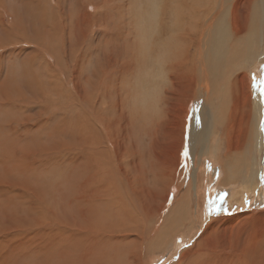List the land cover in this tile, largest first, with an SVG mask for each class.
I'll list each match as a JSON object with an SVG mask.
<instances>
[{"label": "bare ground", "instance_id": "1", "mask_svg": "<svg viewBox=\"0 0 264 264\" xmlns=\"http://www.w3.org/2000/svg\"><path fill=\"white\" fill-rule=\"evenodd\" d=\"M90 1H93V0H90ZM119 1H121V0H119ZM255 1L256 0H192L191 4H189L188 0L187 1L186 0H157V6H159V4L163 5L161 12H160V22H159L160 28L158 31H155V32L151 31V33H150V29H152L154 26L153 20H155L157 18V14L152 15L150 18L146 19L143 22V27H142V31H140V36L143 35L144 38L145 37L148 38L147 41L146 40L143 41L141 43V45H142V47H146V49H147L146 52H149V55H150V53L151 54L153 53V52H151V50L156 49L154 43H156V44L163 43L164 44V48L162 47V52H164L163 57L158 56V58L154 59L156 61V66L157 65L160 66V69H161L160 73H162V74H159V75L157 74V75L159 77H163V79H164V81H160V83L162 85L160 87L162 88L161 90L163 93L162 94L160 93V95H162V99H160V101H159V104H162V106H164V111L166 110L164 112V117L158 116L154 119L152 117V118H150L149 121H147V123H144L143 122L144 119L141 121L142 112H140L141 109L139 106L140 105L139 101H137V99L134 98V100H135L133 102L134 107L132 106V102L130 105H127V102L131 99L130 98L131 95L129 92L125 93V91L127 89L126 87H128V88L132 87L131 82L134 83L135 81H131V77H132V74L134 73L135 69L138 67V65H137V61H138L137 58L138 57L135 56L136 60H134L132 52L129 54L130 50L127 53H125L124 56L119 57L117 59L111 60V58H106L105 61H102L104 64L102 69H101L102 64L100 65V63L96 62L97 63V65H96L95 62L93 61V63H92L93 67L97 66L96 68L98 70H101V71H99V73L101 72V76L99 75L97 78H95L96 81L93 84V85H95V88L97 89L96 91L98 92V94L96 92L95 93V94H97L96 96L95 95L89 96V97L84 96V103L87 104L86 106L90 109L89 110L90 112L88 111L89 113L86 112L85 114L83 112L82 114L84 116L82 118H80L79 122H78L80 128L82 127V125H84V129H82L83 133L81 132L83 134V138L82 137L81 138H82V141H84V143L82 144V147H84V148H85V146L88 147L86 149H87V153L89 155L86 156V154H85L82 157H78V155H77V157L76 158L74 157L73 160L78 161V162H76L74 165L71 164V165H73V166H71V167H73L71 170L69 167L70 173L73 172V174H75V173L81 172L82 181L80 183L77 181L79 183V187L75 191V192H77V194L73 196L74 198L69 197L67 199V206H70L72 204L79 205L81 207L80 215L87 217L89 215L88 212H91V211L88 208L83 209V206L85 204H87L90 201L94 205L95 204L99 205L100 202L97 199H103L104 200L107 198H111V195H109V193H107L108 190H105L104 192H102V190L104 188V184L98 178V177H100L98 175L101 172H104L107 170V173L113 174V175L123 179L125 186L129 190V192H127V191L125 192L127 195L131 194V195L136 197V199L139 203L138 207H140L141 213H139L138 208L136 206H134L135 203H127L125 206H132L131 208L134 210L132 213L136 217L133 220L142 219V217H143L142 215H144L146 217V219H148V221H149L148 227H150V228L154 227L153 230L156 232V234L154 235V238H153L156 241H159L160 239L161 240L164 239L171 232V230L167 231V225L174 227L176 224L181 223L182 219L188 220L187 222L189 224H191V222L194 220V217H193V214L190 210L191 209V205H190L191 202H190V200L187 199L188 194H185V191L186 192L190 191V189H191L190 183H191L192 178H193V177H191L190 171H189L191 169V167L189 166L190 165L189 164L190 159L187 157L185 159V161L182 160L183 154L182 153L180 154V151L182 149L183 141H184L183 140L184 134L181 131L183 128H181V126L179 125V116L180 115L177 113H174V109L171 106L173 104L174 98L179 97V96L182 98V100L184 102L189 103L191 98L189 95L186 96V93L189 92L190 90H193L192 92H194L193 93L194 96L196 95L197 92L199 93V95L205 96V98L208 100L206 105H208L209 108L203 107V108H198V110L197 109L195 110V116L193 117L192 126H191V129L189 132L190 133L189 134V140L190 141L188 142L189 143L188 146L191 149H194L195 147H197V145H200V147H202L203 150L205 149L208 152V154L213 155V159L217 162V165H218L217 166L218 167L217 168V176H219V178L217 177L218 178L217 182L220 186L222 184L223 185H234V183L236 184L237 182L241 183L242 186H245L249 189H250V187L253 186V184L256 181V177H258V172L255 168L256 164H257L256 155H257V153H260L262 151V147L264 144V133H263V130L260 129V123H257L262 119V115H261V113H262V102H261L260 92L257 90L256 87H253V85L251 84L253 87L252 90L254 93L253 97H252L250 90H248L250 88L249 85L247 86V89H246L245 79L247 76V72H239V71H242L243 70L242 68L244 66L246 67L249 63L254 64L255 62H257V60L259 59V57L261 55H262L261 57H264V51H262V49L260 47V43H259V37L263 35L262 28L264 26V0H260V3L258 6H256ZM17 2H19V4H16ZM34 2H35V0H0V9H1L0 10V33L2 34V32H4L10 36L9 39H7V40H3L2 38H0V49H2L4 51H8L11 54H14V52H15V56L17 58L21 54L25 53L26 51L30 57L31 53L34 52L33 50L35 47V48H37L36 51L43 49L44 51L47 52L48 55H50L51 57L52 56L55 57L56 52L55 53L52 52L53 49L50 48L48 45H46L45 42L51 43V42H49V40H51L50 38L53 39V37L55 35H58V38H57L58 46L61 44L60 41H63V46L66 44L65 40L67 42L66 33H67V24H68L67 17L63 16V13L61 15L59 13V10L58 11L56 10V13H53L52 9H50L51 11L48 13L45 12L44 8L47 9V7H46V4L44 2H43L44 3L43 9L37 10L36 12L33 11L35 15H33L32 12L31 13L27 12L29 14H27L25 17H22V15H20V13L18 11H21L23 6H30L31 8L34 7ZM76 2H77V0H76ZM96 3H97V0H96ZM63 5L61 4V2L59 3V7L62 8ZM105 5H107V4H105ZM145 6H147V5H145ZM27 8H28V10L30 9L29 7H27ZM182 9L184 11H182ZM113 12H114V10H113ZM151 13H153V12H151ZM24 14H26V13H24ZM48 14H50L51 17L52 16H57V17H55L52 20L53 22H51V20L48 18ZM104 14H105V12H104ZM121 15H123V16H121L117 20V28L119 30H120L119 26L125 25L126 18H127L124 13H121ZM107 17L109 19L110 16H107ZM147 17H149V16L147 15L145 18H147ZM77 18L78 19L76 21L77 22L80 21V17H77ZM40 20H42L46 23V24H44V27L42 29V34H39V31H36L35 34H32L33 32L28 33V32H30L29 28H26L24 26V22H28L30 25H32L33 21H40ZM72 20L74 22V18H72ZM89 20H90V15H88L87 18L84 19V21L86 23ZM168 21H170V24L167 23ZM146 22H147V24L149 23L148 24L150 26L149 28L145 25ZM112 24H113V22H112ZM80 26H81V24H80ZM117 28L115 27L113 29L117 30ZM146 28H148L149 31H144V29H146ZM156 28H157V26L154 27V29H156ZM79 31H80V29H79ZM88 31L91 33V30L89 28H88ZM88 31L87 30L83 31V37L79 36V38L80 37L83 38V43L85 44V46L83 48L85 50L84 51L85 55H83V58L86 56L88 58V60L91 61L92 54H93L92 53L93 47L90 45L89 38L87 39ZM130 32L131 31H129V34H130ZM115 33H113V34L115 35ZM124 33H125V31H124ZM141 33H142V35H141ZM260 33L262 35H260ZM79 34H81V31ZM85 36H87V37H85ZM116 36L117 35H115V37ZM118 36L124 42L126 41V38L121 37L122 36L121 33L120 34L118 33ZM73 37H76V36H73ZM112 39L114 42L115 38L113 36L110 38V40H112ZM75 40H76V38H75ZM160 41H162V42H160ZM25 42H31V43H25ZM78 42H76V43L78 44ZM22 44H26L27 46L25 45V47L24 46L21 47ZM37 44H40L42 47L37 45ZM131 46H133V45L131 44ZM115 47H116V45H115ZM54 49H55V47H54ZM126 49L128 50L129 48H126ZM158 50H161V49L158 48ZM59 51H61V50H59ZM81 51H80V54H81ZM37 54H38V52H37ZM98 54H100L99 57H101V55L103 57V53L102 54L98 53ZM141 54H142V52H141ZM168 55L170 56L171 61L168 60ZM21 56H24V55H21ZM32 57L34 58V56H32ZM54 57H52V58H54ZM65 57H66V55H65ZM5 58H6V55L4 53H0V71H1L2 60ZM75 58H77V56ZM17 59L19 60L20 58H17ZM21 59H23V58H21ZM79 59H80V57H79ZM56 60H57L56 58L52 59L53 63L54 62L56 63ZM24 61H25V59H24ZM258 61H260V60H258ZM28 62L30 63L29 59H28ZM37 62H38V60H37ZM77 62H78V60H77ZM84 62H85V60H84ZM18 64H20V63H18ZM25 64H26V62H25ZM84 64H86V63H84ZM87 64H90V62H87ZM23 65L24 64H22V66ZM79 65H81V64H79ZM26 66H28V65H26ZM64 67H65V65H64ZM73 67H74V65H73ZM105 67H107V68H105ZM153 67H152V70L155 69V67L154 68ZM23 68H25V66H23ZM58 68H60V67H58ZM28 69L31 70L29 67H28ZM37 69H38V67H37ZM39 69H40V67H39ZM65 69H66V67H65ZM65 69H63V70H65ZM70 69H71V67H70ZM252 70H254V69H252ZM45 71H47V70H45ZM60 71H62V70L60 69ZM76 71H77V69L75 70V72ZM79 71L80 70H78V72ZM51 72H52V70H51ZM89 72H91V71H89ZM92 73L93 74L86 73L85 77H83V78H85L88 81L89 80V79H87L88 76H92V75L96 74V72H94V71H92ZM148 73H150V72H148ZM114 74L116 76H118L119 78L115 79ZM154 74H156L155 70H154ZM43 75H44V77H46L44 73H43ZM79 75H80V73H79ZM108 75H110V76H108ZM111 75H112V78H110ZM143 75H144V73H143ZM24 77H26V76H24ZM149 77H150V74H149ZM48 78H50V76ZM55 78H57V77H55ZM125 78H126V81H125ZM7 79L9 81L11 80V73L8 74ZM108 79L114 80V82L109 83L110 85H108V84L105 85V92L115 89L116 94H115L114 99L110 98L109 95H112V94H109L110 91L108 92V94L106 96H100V94L103 95L102 90H101V81H103V80L108 81ZM165 80H166V82H165ZM248 80L246 82H248ZM19 81H22V80H19ZM1 82H2V77L0 76V83ZM17 82H18V80H17ZM17 82L10 84L11 86L6 88L5 90H3L4 87L0 85L1 86V89H0V108L1 109L5 108V110H3V112L6 113V116H4L5 118H3V117L0 118V120H2V125L0 124V137H5V138H0V213L2 215H6L5 214L6 211L7 212L9 211L10 213L12 211V209L9 208L12 205H9V204L6 205L4 203L5 201L8 202L7 199L9 198L11 193L14 194L13 196L16 195V196L24 197V196H28V195H26V190L28 193L32 192L34 194V196H30V197L28 196L29 198L28 197L27 198H28V202L31 203V206L34 208V210H36V207L39 206V204L37 202H39L41 205H43L46 203L47 200H51L53 198V197L51 199L49 198L51 191L47 192V191H45V189L40 191V193H38L39 192L38 191L37 194L39 196H37L36 189L33 186L30 185L29 187H31V189H26L28 184H26V186L22 187L23 185L22 186L20 185L21 181H20V183L17 181L19 178V174L17 176L16 171L21 172L23 170V165H24V163L22 164L23 158L21 156V149L23 150V148L19 147V145L21 143L19 142L18 139H20V138L17 139V136H16V135H20V133H22L21 132L22 130L21 131L18 130L17 123L18 122L20 123V120L22 121L23 120L22 118H24V117H20V114H21L20 111H21V108L23 106L21 104L24 103L28 99V98H26V95L21 96L22 94H19V89H14V87L18 84ZM36 83H38V82H36ZM120 83H121L122 87H124L123 91L120 90L121 85H120V88L118 87ZM146 83L148 84V82H146ZM43 84H40V85H43ZM47 84L50 85L49 82ZM59 84L61 85L62 83H59ZM34 85L36 87V84H34ZM45 85H46V83H45ZM89 85H86V87H88ZM46 86L44 87V85H43L42 86L43 89L46 88ZM51 86H53V85H51ZM57 86H58V84H57ZM29 87H30V85H29ZM42 87H41V89H42ZM54 87H56V86H54ZM86 87L84 89L85 91H86ZM21 88H22V86H21ZM25 88H22V89H25ZM47 88H46V92H48V89H49V88L48 89ZM81 88H82L81 91H83V87H81ZM90 88L91 87H89V89ZM30 89H32V88L30 87ZM132 89L133 88H131L130 90H132ZM147 89H148V87H147ZM34 90H29V91L33 92ZM49 90L52 91V90H54V88L52 87V89H49ZM36 91H38L37 87H36ZM39 91H41V90H39ZM57 91L58 90H55V92H57ZM177 91L180 93L179 96H176ZM89 92H90V90H89ZM155 92H158V90ZM152 93H154V92H152ZM82 94L85 95V93H83V92H82ZM40 95H42V93ZM33 98H35V99H37V101H39L38 98H36V96ZM97 101H100V102L105 101L106 102L105 110H103L100 107L103 110V111L101 110L102 111L101 113L98 112V110L100 108L97 107V105H98ZM177 104H180V103H177ZM228 104L230 106H228ZM32 106H29V107L32 108ZM154 106H157V105H154ZM25 107H23V110L28 109L27 108L28 106L26 108ZM226 107H228V108H226ZM239 107H243L244 111H242L240 113L238 110H236V108H239ZM174 108H175V106H174ZM179 109H176V110H179ZM32 110H34V109L32 108ZM26 111H28V110H26ZM78 111H80V109ZM30 114L33 115V113H30ZM252 114H253V116H252ZM157 115H160V112ZM147 117L148 116H146L145 118H147ZM149 117H148V119H149ZM181 118L183 119V116H181ZM31 119H33V118H31ZM34 119H35V117H34ZM27 120H28V118H27ZM27 120L25 122L29 121V120L28 121ZM57 120H58V118H57ZM74 120L72 119L73 122H74ZM252 120H253V125L251 123ZM52 121H54V120H52ZM62 121H64V120H62ZM70 121H71V119H70ZM122 121L125 124H128L129 126L126 129L124 136L123 137L119 136V138L117 139L118 134L114 135V130H115L116 125ZM136 121L139 122L138 123V131L136 133H133L131 127ZM73 122H72V124H73ZM75 123H77V121ZM14 125H15V127H14ZM90 126H91V129H90ZM38 127H40V126H38ZM24 128L26 129V127H24ZM72 128L73 127H71V129ZM46 129L48 130V128H46ZM104 129L109 130V140L114 141V142L112 143V145L110 144V146L112 147L111 148L112 150L106 148L104 150L103 154L100 155L99 152L101 149H98L95 151L96 147H93V143L97 139L98 140L97 146H101L102 143L107 141V139L105 138L106 134L104 132ZM74 130H75V127H74ZM78 132L79 131H76L77 138H79ZM7 133H12L13 136L11 137V139L9 138V136H7ZM25 133H26V131H25ZM100 133H103L102 138L100 137ZM250 133H251V135H250ZM26 134L24 136H26ZM208 135H210L209 141H208V143L206 142V144H204V141H207ZM22 136H23V134H22ZM141 136H145L144 138H146V140L148 142V144L146 145V146H148L147 149H145L146 146L139 145V143L136 140L138 137H141ZM26 137H28V135ZM125 138H128L126 143L124 142ZM28 140H30L29 137H28ZM30 141H32V140H30ZM79 141H80V139H79ZM119 141H121V142L118 145ZM248 141H249V146L247 147L246 154H245L246 157L244 158L242 155V152H243V148H244L245 144H247ZM123 142H124L123 149H124V145H125V151L123 152V149H122V152H121L123 154V156L130 149H131V152L133 154L132 159L129 163V167L126 166L121 161V159H119V158L115 162L117 164V162L119 160L120 165H117L118 166L117 169H116V166H112V167L101 166L100 161H102V158H103L104 162H106V163L112 162V160H110V156L112 154L115 155L114 153H116L115 149L117 151V145H118V148H120V145ZM27 144H29V143H27ZM74 148H75V146H74ZM51 150H52V148L49 149L46 146L44 149L40 150L39 153H40V155L43 154V156H44V155L50 154ZM139 150L142 151L143 153H140ZM73 151H75V150H73ZM79 154H81V153H79ZM72 155H74V154H72ZM99 157H101V160L99 159ZM118 157H121V155H119ZM246 158H247V161L245 160ZM59 159H61V158H59ZM191 159H192V163H196L197 159H196L195 155L192 154ZM61 160H59V161H61ZM95 160H100V161L97 162ZM127 161H128V159H127ZM186 161H188V163H186ZM39 163H38V165H39ZM41 164H43V163L41 162ZM68 165H70V164H68ZM106 165H108V164H106ZM32 168H30V169H32ZM36 170H37V168H36ZM38 170H39V168H38ZM33 171H34V169H33ZM85 171H87V173H89L88 175H86L87 179L85 176V173H86ZM114 171H117V172H114ZM195 171H197V169L194 166V172ZM23 172H25V171H23ZM23 172H22V174H23ZM28 174H29V172H28ZM31 174H33V173H31ZM64 175L65 174H63L62 176L64 177ZM101 175H102V173H101ZM193 175H195V174H193ZM46 176H48V175L46 174ZM75 176L76 175H73L74 178H75ZM25 178L27 179L26 176H25ZM43 178L45 179V177H43ZM48 178H50V177H48ZM69 178L70 177H68V179ZM71 179H72V177H71ZM79 179H81V178H79ZM30 181H32V180H30ZM73 181H74V179H73ZM26 182L28 183V181H26ZM50 182H52V181L50 180ZM50 182L47 183V184H49V186H50ZM96 182H99L101 184V186L99 188H97L95 191H89L90 185H92V187H93V185L96 186ZM70 183H68V184H70ZM73 183H75V181ZM52 186L54 187L53 184H52ZM112 186H114V185L112 184ZM72 187H74V186H72ZM87 187H88V189H87ZM67 188H68V186H67ZM119 188H122V186ZM93 189H94V187H93ZM167 189H174L175 197L172 200L169 199V201L166 202V204H167L168 202L171 201L172 203L174 202V204L170 207V209L168 210V212L164 216V214H163L165 212L164 211V205H165V201L167 200V193H169V191H167ZM48 190H50V189H48ZM55 190H57V189H55ZM90 194L94 198H92L90 196ZM14 199H13V201H14ZM22 199L23 198L18 199V197H17V200H15L12 204L14 206L16 205L17 207L20 205L23 206V203L21 204ZM57 201H59V200H57ZM129 201H130V199H129ZM23 202H24V200H23ZM112 205H113L112 208H114L115 210L121 207L117 203L116 204L114 203ZM28 206H29V204L27 205V207ZM31 206H30V208H31ZM17 207H16V209H17ZM11 208H13V206ZM23 208H24V206H23ZM124 208L129 209L130 207H124ZM16 209L15 210L13 209L14 214L15 213L17 214ZM24 209H23V211L26 213V211ZM50 210H51V208H50ZM50 210H49V213H50ZM84 210H85V212H84ZM32 211L33 210L31 209L30 213ZM24 212H22V213H24ZM16 214H15V216H16ZM122 214H123L122 212L119 213V215H122ZM244 214L247 217L248 213H244ZM244 214H241V215L244 216ZM241 215H236L235 217H229L227 219V221L224 223V225H222V226H213L212 224L210 226H207L204 229V233L202 235L201 241L200 240H199V242L196 241L197 242L196 246L193 245V247L186 249L182 253L180 262L178 264H203L204 260L206 261V264H209L210 261H212L215 264L221 257L222 258L218 264H253V262H251V260L249 258L250 253L254 254L257 257V259H258L257 261L259 264H264V212H260V214L258 212L255 213L254 214L255 217H253L254 218L253 220L254 221L257 220V221L253 222L251 224H245L246 222L242 223V220L244 222L246 220V218H243V216H241ZM22 216H24V215H22ZM28 217H29V215H28ZM34 217H35V215H34ZM73 217H75V216L73 215ZM24 218H26V215ZM24 218H20L24 222L23 223L22 221H20V223H22V225H20L18 222H16L19 224L16 228L23 232V235H21V237L19 238V243H20V245L27 247L26 252L22 251L21 253L19 252L18 254H15L16 255L15 257L18 258L19 264H26L27 262L26 261L23 262V259H25V257L27 258V256H29V254H30L28 252L29 251L28 246L30 245V243L32 244V242L26 240L25 237H30L31 239H33V236H31L29 233L28 234L30 236H28L26 234V232H28V228H33V226H32V224L30 225V224L26 223L27 218L26 219H24ZM125 218L127 220L131 219L129 217V213L126 214ZM4 219H5V217H4ZM10 219H11V216H8V219L6 218L7 226L0 231V234H7V235L11 234V232L13 231V229H12L13 227L9 226V224H8ZM11 220L13 221V219H11ZM29 220L34 222L31 218ZM15 221H17V219ZM18 221H19V219H18ZM73 221L75 222L76 219H73ZM213 221H215V219H213ZM132 226H133L132 229L127 230V235H126L127 237L122 236V230H117V231H114L111 233L112 235L117 234L118 235L117 238L118 237H121V238L125 237L129 241H131V243L128 244L130 247V251L123 248V250H125V251H121V252H125V253H123L122 255H119V256H113V255H111L110 252L104 253V255H102L101 257L104 256L106 259H103L101 261V258L98 257L97 253L92 249V247L90 245H88L89 242L86 240L85 242H87V245H83L84 249L82 250V254H81L82 255V259H80L81 264H143L144 260L146 259L145 257L147 256V252L145 253V251H144L143 241H144V239L148 238V236H150V235L148 233H146L147 231L146 232L144 231L145 224L142 223V225H138L137 222H135L134 225H132ZM41 231H42V229H41ZM131 231H133V232H131ZM213 231H214V236H215L214 241L209 240V238H208V236ZM82 232H81V234H83ZM151 233H153V232H151ZM42 236L45 237L46 235H42ZM226 237L234 238V242H233L234 245H233V243H230L231 245H233V246H230V248H229L231 250V252H228L229 249H228V247H226V245H227L225 243ZM117 238H115V239H117ZM12 240H13V238H12ZM36 240H34V242H36ZM219 240H220V242H219ZM149 242H150V240H149ZM229 242H231V241H229ZM4 243H8V241L5 239H2L0 241V245H2ZM150 243H152V242H150ZM153 243H155V242H153ZM212 243L215 247H213ZM38 244L40 247V242H38ZM147 245H148V243H147ZM8 246L11 248H4V250L2 251L4 256H6L7 253H10L11 250L16 249V247H13L12 244H8ZM201 246H204L205 249L208 250V251H206V254H204L202 252L204 250V248H201ZM67 247L74 248V247H76V245L72 242V244H70ZM207 247H211V249H207ZM69 248H67L68 253H69ZM44 249H46L45 250V252H46L47 249L49 250V247L45 246ZM201 249H203L201 251V253H203L205 255L204 260H203V257H199V256H203V254L198 253ZM215 249L218 250V253L216 254V256L211 253L212 255L215 256V257L213 256L214 257L213 258L212 255L210 254V250L215 251ZM37 250H38V247H37ZM72 252H75V251L73 250V251H71V253ZM226 252H228V254ZM0 253H1V250H0ZM134 254H135L136 258L131 259V257ZM70 257H71V254L69 257H67V264L69 263ZM212 259H215V260H212ZM40 260H39V262H40ZM18 261L15 258H13L11 261H7V262L5 261V262H6V264H12V263L18 264ZM5 262H4V264H5ZM0 263L3 264L2 261ZM72 264H73V262H72Z\"/></svg>", "mask_w": 264, "mask_h": 264}, {"label": "rangeland", "instance_id": "2", "mask_svg": "<svg viewBox=\"0 0 264 264\" xmlns=\"http://www.w3.org/2000/svg\"><path fill=\"white\" fill-rule=\"evenodd\" d=\"M41 1L35 0L34 7L31 8L30 6H23V8L21 9L22 12L21 11H18V12L20 13V15H22V17H25L27 14H29L31 12L33 13V15H35L34 12H36L37 10L43 9L44 3L46 4V7H47V9L44 8V10L47 13L51 11L50 9H52L53 13H56V10L57 11L59 10V13L61 15L63 13V16L67 17V22H68V24H67V33L68 34L66 33L67 42L65 40L66 44L63 46V41H60L61 44L58 46V42H57L58 35H55L53 37V39L50 38L51 40H49V42H51V43L45 42L46 45H48L50 48L53 49L52 52H54V53L56 52L55 57L52 56V57L57 59L56 63L55 62L53 63L52 59H54V58H52L50 55H48L47 52L44 51L43 49H41L42 51L41 50L36 51L37 48L34 47V50H33L34 52L31 53L30 57L26 51L25 53L21 54V55H24L25 57L21 56V55L19 57H17V58H20L19 60L16 58L15 52H14V54H11L8 51H4V50L0 49V53H4L6 55V58L2 60V64H1V71H0L1 75L0 76L2 77V82L0 83V85L3 86L4 87L3 90H5L9 86H11L10 84L17 82V80H18L17 83L19 85L17 84L15 86L16 88L14 87V89H19V94H22L21 96L26 95V98H28L24 103L21 104L23 106H22L21 111H20L21 114L19 113L20 117H24V118H22L23 119L22 121L20 120V123L19 122L17 123L18 130L19 131L22 130L21 131L22 133H20V135L15 134L17 136V139L20 138V139H18L19 142L21 143L19 145V147L23 148V150L21 149V156L23 158L22 164L24 163L23 170L21 172L16 171L17 176L19 174V178L17 181L19 183L21 181L20 185L21 186L23 185L22 187H24V186H26V184H28L26 189H31V187H29L30 185L33 186L36 189V194L38 191H39L38 193H40V191H42L44 189L47 192L51 191L49 198L50 199L52 197L53 198L51 200H47L46 203L43 205H41L39 202H37L39 204V206H37L36 210H34V208L31 206V203L28 202V198L30 196H34V194L32 192L28 193L26 190V195H28L29 197L28 196L21 197V196H16V195H15L16 196L15 197V196H13L14 195L13 193L10 194L9 198L7 199L8 202L5 201L4 203L6 205L7 204L12 205L13 208H11L12 206L9 207L10 209H12V211H11V213L9 211L8 212L6 211V213H5L6 215H2L0 213L2 215V216L0 215V231L7 226L6 218L8 219V216H11V219H13V221L11 219L9 220L10 223L8 222L9 226L13 227L12 228L13 231L11 232V234H8V235L7 234H0V241L2 239H5L8 241V243H4V244L0 245V250H1L0 262L2 261V263L4 264L5 261L6 262L11 261L13 258H15L18 261V258L15 257L16 256L15 254H18L19 252L21 253L22 251H24V252L27 251V247L20 245V243H19V238L21 237V235H23V232L16 228L19 224L22 225V223H20V221H22L20 218H24L25 215L27 218V219L24 218V219H26V223H28L30 225L32 224V226H33V228H28V232H26V234L28 236H30V235L33 236V239H31L30 237H25L26 240L32 242V244L30 243V245L28 246V250H29L28 252L30 253L29 256H27V258L25 257V259H23V262L26 261L28 264L30 262H31L30 264H33V263L34 264H46V263L47 264H67V257H69L70 254H71V257L69 259L68 264H72V262H73V264H81V262H80V259H82L81 254H82V250L84 249L83 245H87V242H85L86 240L89 242L88 245H90L92 247V249L97 253L98 257L101 258V261L103 259H106L104 256L103 257H101V256L107 252H110L111 255H113V256L122 255L123 253H125V252H121V251H125V250H123V248L130 251V247L128 244L131 243V241H129L125 237H127L126 236L127 230L132 229L133 228L132 225H134L135 222H137L138 225H142V223L145 224L144 231L145 232L147 231L146 233H148L150 235V236H148V238L144 239V241H143L144 251H145V253L147 252V256L145 257L146 259L144 260L143 264H178L180 262L182 253L186 249L193 247V245L196 246V243H197L196 241H198V242H199V240L201 241L202 235L204 233V229L207 226H210L211 224L213 226H222V225H224V223L227 221V219L229 217H235L236 215H241L244 213H248V214H247V217L245 216V214H244V216L241 215V216H243V218H246V220L244 222L242 220V223L246 222L245 224H251L253 222H256L257 220H255V221L253 220L254 219L253 217H255L254 214L257 212L259 214H260V212H264V144L262 147V151L260 153H257V155H256L257 164H256L255 168L258 172V177H256V181L253 184V186L250 187V189L245 187V186H242V184L239 182H237L236 184L234 183V185H223L222 184L220 186L217 182V180L219 178V176H217V168H218L217 166L218 165H217V162L213 159V155L208 154V152L205 149L203 150L202 147H200V145H197V147H195L194 149H191L188 146L189 145L188 142L190 141L189 140V134H190L189 132H190V129L192 126L193 117L195 116V110L196 109L198 110V108H203V107L209 108L208 105H206L208 100L205 98V96L199 95L198 92L194 96V94H193L194 92H192L193 90H190L189 92L186 93V96L189 95L191 98L189 103L184 102L182 100V98L179 96L180 93L177 91L176 96H179V97H175L176 99L174 98L173 104L171 105L172 108L174 109V113H177L180 115L179 116V125L181 126V128H183L181 131L184 134L183 135L184 141H183L182 149L180 151V154L181 153L183 154L182 160L185 161V159L187 157L190 159L189 160L190 161L189 166L191 167V169L189 171H190L191 177H193V178H192V181L190 183L191 189L189 192L185 191V194H188L187 199L190 200V202H191L190 203V205H191L190 210H191L193 217H194V220L191 222V224H189L187 222L188 220L182 219L181 223L176 224L174 227L167 225V231L171 230V232L164 239H162V240L160 239L159 241H156L155 239H153L156 232L153 230L154 227L153 228L148 227V225H149L148 219H146V217L144 215H142L143 216L142 219L133 220L136 217L132 213L134 211L131 208L132 206H125L127 203H135L134 206H136L138 208V212L141 213L140 207H138L139 203H138L136 197L131 195V194L127 195L125 192L126 191L129 192V190L125 186L123 179H121L120 177H117L113 174L107 173V170L104 172H101L102 175L100 173L98 175L100 177H98V178L104 184V188H103L102 192H104L105 190H108L107 193H109V195H111V198H107L104 200L96 198L100 202L99 205L98 204L94 205L90 201L87 204H85L83 206V209L88 208L91 211V212H88L89 215L87 217L80 215L81 207L79 205L72 204L70 206H67V199L69 197L74 198L73 196L77 194V192H75V191L79 187V183L82 181L81 172L75 173V174H73V172L70 173V170L73 168L71 166H73L76 162H78V161H75L73 159H74V157L76 158L77 155H78V157H82L85 154H86V156L89 155L87 153V149H86L88 147L87 146H85V148L82 147V144L84 143V141H82V138H83L82 129H84V125H82V127L80 128L78 122H79V119L84 116L82 114L83 112H84V114L86 112L87 113L90 112L89 111L90 109L86 106L87 104L84 103V96L89 97V96H94V95L96 96L98 94V92L96 91L97 89L95 88V85H93V84L96 81L95 78H97L99 75L101 76V72L99 73V71H101V70H98L96 68L97 66L93 67V65H92L93 61L95 62L96 65H97V63H100V65L102 64L101 65V69H102V67L104 66L102 61H105L106 58H111V60L112 59L114 60V59H117L119 57L124 56V54L130 50L129 54L132 52L134 60H136L135 56L138 57L137 58L138 59V61H137L138 67L135 69V71L131 77V81H135L134 83L131 82L132 87H130V88L126 87L127 89H126L125 93L129 92L131 95L130 96L131 99L127 102V105H130L132 102V106L134 107V103H133L135 101L134 98H136L137 101H139L140 105L139 104L138 105L140 106V109H141L140 112H142L141 121L144 119L145 120V121L143 120L144 123H147V121H149L150 118H152V117H153V119L158 117V116L164 117V112L166 110L164 111V106H162V104H159L160 99H162V95H160V93L161 94L163 93L161 90L162 88L160 87V86H162L160 81H164V79H163V77L158 76L159 74H162V73H160V71H161L160 66L159 65L156 66V61L154 60V59L158 58V56L163 57L164 52H162V47L164 48V44L163 43H159V44L154 43L156 49H153L154 51L151 50V52H153V53L152 54L150 53V55H151L150 56L149 52H146L147 51L146 47H142V45H141V43L145 40L147 41L148 38H146V37L144 38L142 33H141L142 36H140V31H142L143 22L146 19L150 18L152 15L157 14V18L155 20H153L154 26L152 29H150V33H151V31L155 32V31L159 30V28H160L159 27L160 12H161L163 5L159 4V6H157V0H155V1L154 0H121V1H119V0H97V3H96V0H93V1L77 0L78 3L76 2V0H41ZM191 1L192 0H188V3L191 4ZM58 2L59 3L61 2L62 5L64 4L62 6V8L59 7ZM259 3H260V0L255 1L256 6H258ZM16 4H19V2H17ZM105 4H107V5H105ZM145 5H147V6H145ZM27 7H29L30 9L28 10ZM113 10H114V12H113ZM182 11H184V10L182 9ZM27 12H29V13H27ZM104 12H105V14H104ZM151 12H153V13H151ZM24 13H26V14H24ZM121 13H124L127 18H126L125 25L119 26L120 27V30H119L117 28V20L121 16H123V15H121ZM88 15H90V20L86 23L84 21V19H86ZM147 15L149 17L145 18ZM49 16H50V14H48V18L51 20V22H53L52 20L55 17H57V16H52V17L51 16L49 17ZM107 16H110L109 19ZM77 17H80V21H78L79 23L76 21L78 19ZM72 18H74V22H73ZM112 22H113V24H112ZM167 23L170 24V21H168ZM44 24H46V23L42 20L33 21L32 25H30L28 22H24V26L26 28H29L30 32H28V33L33 32L32 34H35L36 31H39V34H42V29L44 27ZM80 24H81V26H80ZM148 24H147V22L145 23V25L149 28L150 26ZM155 26H157L156 29H154ZM115 27L117 28V30L113 29ZM88 28L91 30V33L88 31ZM148 28L144 29V31H149ZM79 29L81 31V34H79L80 33ZM85 30L88 31V35H87L88 37L87 36H85V37H87V39L89 38L90 45L93 47V50H92L93 54H92L91 61H89L86 56L83 58V55H85L84 54L85 50L83 49L85 44L83 43V38H81V37H83V31H85ZM124 31H125V33H124ZM129 31H131L130 34H129ZM262 32H263V35L260 33V35H262V36L259 37V43H260V47H261L262 51H264V26L262 28ZM113 33H115V35H117V36L115 37V35ZM118 33L119 34L121 33L122 38H126L125 42L121 38H119ZM73 36H76V37H73ZM79 36H81V37L79 38ZM112 36L115 38L114 42H113V39L110 40V38ZM9 37L10 36L7 33H4V32H2V34L0 33V38H2L3 40L9 39ZM75 38L77 41L75 40ZM75 41L76 42L79 41L78 44ZM160 42H162V41H160ZM25 43H31V42H25ZM130 43L133 46H131ZM25 45L26 44H22L21 47H23V46L25 47ZM37 45L41 46L40 44H37ZM115 45H116V47H115ZM54 47H55V49H54ZM157 47L161 50H158ZM126 48H129V49L127 50ZM59 50H61V51H59ZM80 51H81V54H80ZM37 52H38V54H37ZM141 52H142V54H141ZM98 53H101V54L103 53V57H102V55H101V57H99L100 54H98ZM65 55H66V57H65ZM32 56H34V58ZM76 56H77V58H75ZM261 56L258 59L260 61L257 60V62H255L254 64L249 63L246 67L244 66L242 68L243 69L242 71H239V72H247L248 77L246 76V79L247 80L249 79L248 80L249 83L246 82L247 80L245 79V85H246V89H247L248 85L250 86V88L248 90H250L252 97L254 96V93L252 90V88L254 87V86L252 87L253 76H255L257 80H259L262 77V75H264V57H261ZM79 57H80V59H79ZM21 58H23V59H21ZM24 59H25V61H24ZM28 59L30 60V63L28 62ZM37 60H38V62H37ZM77 60H78V62H77ZM84 60H85V62H84ZM168 60L171 61L169 55H168ZM17 62L20 63L21 65L18 64ZM25 62H26V64H25ZM87 62H90V64H87ZM84 63H86V64H84ZM22 64H24L23 66H25V68H23ZM79 64H81V65H79ZM26 65H28V66H26ZM64 65H65L66 69H65ZM73 65H74V67H73ZM153 66L155 67V69L152 70ZM28 67L31 70H29ZM37 67H38V69L40 67V69L38 70ZM58 67H60V68H58ZM70 67H71V69H70ZM62 68L65 70H63ZM105 68H107V67H105ZM44 69L47 71H45ZM60 69L63 72L60 71ZM76 69H77V71L75 72ZM252 69H254V70H252ZM51 70H52V72H51ZM78 70H80V71L78 72ZM154 70L156 71V74H154ZM89 71H91V72H89ZM92 71L96 72V74H94L92 76H88L87 77V79H89L88 81L85 78H83V77H85L86 73L93 74ZM148 72H150V73H148ZM9 73H11V80L10 81L7 79V76ZM43 73L45 74L46 77H44ZM79 73H80V75H79ZM143 73H144V75H143ZM149 74H150V77H149ZM24 76H26V77H24ZM49 76H50V78H48ZM108 76H110V75H108ZM55 77H57V78H55ZM114 77H115V79L119 78L115 74H114ZM110 78H112V75ZM159 78L160 79L162 78V79L160 80ZM19 80H22V81H19ZM125 81H126V78H125ZM36 82H38V83H36ZM48 82L50 83V85L47 84ZM111 82H114V80L108 79V81L107 80L101 81V90H102L103 95L100 94V96H106L108 94V92L110 90L105 92V85L106 84L110 85L109 83H111ZM146 82H148V84ZM165 82H166V80H165ZM45 83L47 86L45 85ZM59 83H62V84L60 85ZM34 84H36L38 91H36V87ZM40 84H43L44 87L46 86V88L48 87L49 89H52V87H53L54 90L51 91L47 88L48 92H46V88L43 89V87H42L43 85H40ZM57 84H58V86H57ZM85 84L86 85L90 84V85L88 87H86ZM29 85L32 89H30ZM51 85H53V86H51ZM120 85H121V83L119 84V86L118 85L117 86L120 88ZM1 86H0V89H1ZM21 86H22V88H25V87L26 88L22 89ZM54 86H56V87H54ZM84 86L86 87V91L84 90L85 89ZM41 87H42V89H41ZM81 87H83V91H81L82 90ZM89 87H91V88L93 87V88L89 89ZM147 87H148V89H147ZM131 88H133V89L130 90ZM123 89H124V87H122V85H121L120 90L123 91ZM29 90H34V91L31 92ZM39 90H41V91H39ZM55 90H58V91L55 92ZM89 90H90V92H89ZM157 90H158V92H155ZM82 92L85 93V95L82 94ZM96 92H97V94H95ZM152 92H154V93H152ZM41 93H42V95H40ZM109 94H112L113 96L112 95H109V96L111 99H114L115 94H116V90L115 89L111 90L109 92ZM35 96H36V98H38L39 101H37V99L33 98ZM260 97H261V102H262V113H261L262 119L257 123H260V129L263 130V133H264V96H262L260 93ZM97 102H98L97 107L98 108L101 107L103 110H105L106 102L105 101H103V102L97 101ZM177 103H180V104H177ZM154 105H157V106H154ZM25 106L26 107L28 106L27 107L28 109L23 110V107H25ZM29 106H32V108L34 110H32V108ZM174 106H175V108H174ZM228 106H230V105L228 104ZM101 108L98 110L99 113H101L103 111ZM226 108H228V107H226ZM79 109H80V111H78ZM176 109H179V110H176ZM3 110H5V108L4 109L0 108V118H2V117L5 118L4 116H6V113H4ZM26 110H28V111H26ZM236 110H238L241 113L242 111H244V108L239 107V108H236ZM157 112L158 113L160 112V115H157L158 114ZM30 113H33V115ZM145 115L148 117L150 116L149 119H148V117L145 118L146 117ZM181 116H183L184 120L181 118ZM252 116H253V114H252ZM34 117H35V119H34ZM56 117L58 118V120ZM27 118L29 121L27 120ZM31 118H33L34 120ZM69 118L71 119V121ZM72 119L73 120L75 119L74 122L72 121ZM26 120L28 122H25ZM52 120H54V121H52ZM62 120H64V121H62ZM76 121H77V123H75ZM72 122H73V124H72ZM138 123L139 122L136 121L132 125L131 128H132L133 133H136L138 131ZM251 123L253 125V120ZM0 124L2 125V120H0ZM38 126H40V127H38ZM128 126L129 125L125 124L123 121L119 122L116 125L115 130H114V135L118 134L117 139L119 138V136L120 137L124 136V133H125L126 129L128 128ZM14 127H15V125H14ZM24 127H26V129ZM71 127H73V128L71 129ZM74 127H75V130H74ZM46 128H48V130ZM90 129H91V126H90ZM25 131L27 134L25 133ZM76 131H79L78 132L79 138H77ZM104 132L106 134L105 138L107 139V141L102 143L101 146H97V144H98L97 139L93 143V147H96L95 151L98 149H101L99 152L100 155L103 154V152L106 148L112 150L111 149L112 147L110 146V144L112 145V143L114 142V141L109 140V130L104 129ZM22 134H23V136H22ZM25 134H26V136L28 135L29 139L32 141L28 140V137L24 136ZM250 135H251V133H250ZM7 136H9V138L11 139V137L13 135H12V133H7ZM209 136L210 135H208L207 141H204V144H206V142L208 143ZM100 137L101 138L103 137V133H100ZM144 137L145 136H141V137H138L136 139L137 142L139 143V145H141V146H146L148 144L146 138H144ZM0 138H5V137H0ZM79 139H80V141H79ZM127 140H128V138H125L124 142L126 143ZM120 142L121 141L118 142V145ZM124 142L120 145V148H118V145H117V151L115 149L116 153H114L115 155L112 154L110 156V160H112V162L106 163V162H104L103 158H102V161H100L101 157H99L100 160H95V161H97V162L100 161V164L103 167L104 166H110V167L116 166V169H117L118 168L117 165H120L119 160H118L117 164L115 162L119 158V159H121V161L126 166L129 167V163L132 159L133 154H132L131 149H130L129 150L130 152L127 151L123 156V154L121 152L123 149ZM27 143H29V144H27ZM46 146L49 149L52 148L51 153L48 155H44V156H43V154L40 155L39 151L44 149ZM74 146L76 149L74 148ZM248 146H249V141L247 144H245V146L243 148L242 155L244 158L246 157L245 154H246V150H247ZM147 147L148 146H146L145 149H147ZM73 150H75V151H73ZM124 151H125V145H124L123 152ZM139 152L143 153L140 150H139ZM79 153H81V154H79ZM72 154H74V155H72ZM192 154L195 155V157L197 159L196 160L197 164L192 163V159H191ZM119 155H121V157H118ZM58 157L61 159L63 158V159L61 160ZM126 158L128 159V161ZM247 158L245 159L246 161H247ZM59 160H61V161H59ZM41 162L43 164H41ZM38 163H39V165H38ZM186 163H188V161H186ZM68 164H70V165H68ZM71 164H73V165H71ZM106 164H108V165H106ZM194 166L197 169V171H195V172H194ZM69 167H70V170H69ZM30 168H32V169H30ZM36 168H37V170H36ZM38 168H39V170H38ZM33 169H34V171H33ZM23 171H25V172H23ZM27 171L29 172V174ZM22 172H23V174H22ZM85 172H86L85 176L89 174V173H87V171H85ZM114 172H117V171H114ZM31 173H33V174H31ZM46 174L48 176H46ZM63 174H65L64 177L62 176ZM193 174H195V175H193ZM24 175L27 177V179L25 178ZM73 175H76L75 178L73 177ZM36 176L37 177L39 176V177L37 178ZM43 177H45V179ZM48 177H50L51 179ZM68 177H70V178L68 179ZM71 177H72V179H71ZM79 178H81V179H79ZM73 179H74L75 183H73L74 182ZM86 179H87V176H86ZM30 180H32V181H30ZM50 180L52 182H50ZM26 181H28V183ZM49 182H50V186H49V184H47ZM51 183L54 185V187L52 186ZM68 183H70V184H68ZM112 184L114 186H112ZM67 186H68V188H67ZM72 186H74V187H72ZM96 186L93 185V187H94V189H93L92 185H90L89 191H95L97 188H99L101 186V184L99 182H96ZM121 186H122V188H119ZM48 189H50V190H48ZM55 189H57V190H55ZM87 189H88V187H87ZM167 191H169V193H167V200L166 201L164 200L165 201V205H164V211L165 212L163 213L164 216L168 212L170 207L174 204V202L172 203L171 201L168 202L167 204H166V202L169 201V199L172 200L175 197L174 189H167ZM37 196H39V195L37 194ZM90 196L92 198H94L91 194H90ZM17 197H18V199L23 198L21 204L23 203V206L25 209L21 205L17 207L16 205L14 206L12 204L15 200H17ZM13 199H14V201H13ZM129 199H130V201H129ZM23 200H24V202H23ZM57 200H59L60 202ZM111 203L112 204L117 203L121 207L115 210L114 208H112L113 205ZM28 204H29V206L27 207ZM30 206H31V208H30ZM16 207H17V209H16ZM124 207H130V208L125 209ZM50 208H51V210H50ZM13 209L14 210L16 209V212H17V214L15 213L16 216L14 214ZM23 209L26 211V213L23 211ZM31 209L33 211L30 213ZM49 210H50V213H49ZM22 212H24V213H22ZM84 212H85V210H84ZM121 212L123 214L119 215V213H121ZM127 213H129V217L131 218L130 220H127L125 218ZM72 214L75 217H73ZM22 215H24V216H22ZM28 215H29V217H28ZM34 215H35V217H34ZM4 217H5V219H4ZM30 218L34 222L29 220ZM16 219H17V221H15ZM18 219H19V221H18ZM73 219H76V221L74 222ZM213 219H215V221H213ZM16 222H18L19 224ZM41 229H42V231H41ZM117 230H122V236H125V237H122V238L118 237L117 238V236H118L117 234H115V233H114L115 235L111 234L112 232L117 231ZM81 232L83 234H81ZM131 232H133V231H131ZM151 232H153V233H151ZM42 235H46V236L43 237ZM12 238H13V240H12ZM115 238H117V239H115ZM208 238H209V240H212V241L215 240L214 231L208 236ZM34 240H36V242H34ZM149 240L152 243H150ZM228 240L231 242H229ZM38 242H40V247H39ZM72 242L76 245V247H74V248L67 247L70 244H72ZM153 242H155V243H153ZM219 242H220V240H219ZM233 242H234V238L226 237L225 243L227 244L226 247H228V249L230 248V246L234 245ZM147 243H148V245H147ZM213 243H212V245H213ZM230 243H233V245H231ZM8 244H12V246L16 247V249L11 250L10 253H7L6 256H4V254L2 252L4 250V248H11L8 246ZM45 246L49 247V250L47 249V251H46L47 253L45 252L46 249H44ZM37 247H38V250H37ZM213 247H215V246L213 245ZM67 248H69V253L67 252ZM201 248H204V250L203 249H201L200 251L198 250L199 251L198 253L206 254V251H208V250H206L204 246H201ZM207 249H211V247H207ZM70 250L71 251L74 250L75 252L71 253ZM201 251L203 253H201ZM228 252H231V250L229 249ZM228 252H226V253L228 254ZM211 253L216 256V254L218 253V250H216V249H215V251L210 250V254ZM204 254H203V256H199V257H203V260L205 258ZM214 255H212V257ZM134 258H136L135 254L131 257V259H134ZM221 258L215 264H218L219 261L221 260ZM249 258H250L251 262H253V264H259L257 261L258 259L254 254L250 253ZM39 260L41 263L39 262ZM212 260H215V259H212ZM6 262H5V264H6ZM211 263L214 264L212 261H210L209 264H211ZM18 264H19V261H18ZM203 264H206L205 260L203 261Z\"/></svg>", "mask_w": 264, "mask_h": 264}, {"label": "snow or ice", "instance_id": "3", "mask_svg": "<svg viewBox=\"0 0 264 264\" xmlns=\"http://www.w3.org/2000/svg\"><path fill=\"white\" fill-rule=\"evenodd\" d=\"M253 86L256 87L262 96H264V75L257 80L255 76H253Z\"/></svg>", "mask_w": 264, "mask_h": 264}]
</instances>
